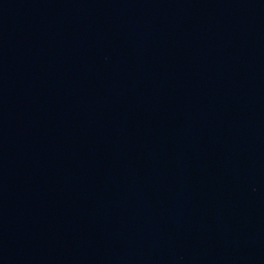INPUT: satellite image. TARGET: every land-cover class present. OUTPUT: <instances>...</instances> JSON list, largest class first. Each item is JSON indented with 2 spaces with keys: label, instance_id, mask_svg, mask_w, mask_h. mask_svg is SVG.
I'll return each mask as SVG.
<instances>
[{
  "label": "water",
  "instance_id": "95a60500",
  "mask_svg": "<svg viewBox=\"0 0 264 264\" xmlns=\"http://www.w3.org/2000/svg\"><path fill=\"white\" fill-rule=\"evenodd\" d=\"M0 175L111 264H264V0H0Z\"/></svg>",
  "mask_w": 264,
  "mask_h": 264
}]
</instances>
